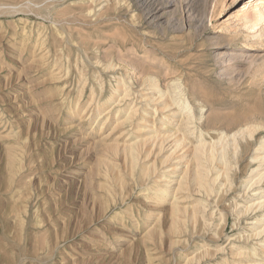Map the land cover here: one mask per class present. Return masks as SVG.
<instances>
[{
	"label": "rangeland",
	"instance_id": "rangeland-1",
	"mask_svg": "<svg viewBox=\"0 0 264 264\" xmlns=\"http://www.w3.org/2000/svg\"><path fill=\"white\" fill-rule=\"evenodd\" d=\"M249 1L0 0V264H185L205 250L201 264H224L217 245L241 231L230 211L240 180L219 207L217 243L190 221L174 226L138 174L96 173L102 121L79 118L91 97H109L107 66L182 76L208 132L257 124L264 137V30L252 38L236 17ZM156 5L158 20L146 18Z\"/></svg>",
	"mask_w": 264,
	"mask_h": 264
},
{
	"label": "bare ground",
	"instance_id": "bare-ground-1",
	"mask_svg": "<svg viewBox=\"0 0 264 264\" xmlns=\"http://www.w3.org/2000/svg\"><path fill=\"white\" fill-rule=\"evenodd\" d=\"M169 5L173 3H167ZM161 9L158 5L151 6L145 17L158 20ZM236 17L241 20L243 29L250 31L252 38H261L264 0L247 2ZM106 72L113 75L109 97L102 103L100 98L91 97L79 118V124H82L95 114L97 120L102 121L97 134L100 150L93 170L101 175L103 170L112 172L123 167L131 175V180L132 175L138 174L144 184L140 191L146 192L143 197L156 208L169 209L168 217L174 226L190 221L194 230L200 227V235H211L217 243L227 224V216L219 207L240 180L242 190L234 198L236 202L229 206L233 225L241 231L236 232L237 236L231 240L225 238L228 244L224 247L217 245V252L225 256L224 264H264V137L257 139L263 126L243 124L232 130L208 132L202 97L196 98L190 92L193 86L182 76H145L142 71H136L137 75L132 76L107 66ZM98 81L102 82L101 79ZM81 96L82 93L76 107L82 104ZM110 128L111 131L103 136ZM115 132L118 135L112 138ZM246 158L249 161L244 172L242 164ZM104 177L108 179L109 175ZM176 231L174 228L172 233ZM207 251L199 254L200 262H193V257L186 259L185 264H201L208 256Z\"/></svg>",
	"mask_w": 264,
	"mask_h": 264
}]
</instances>
